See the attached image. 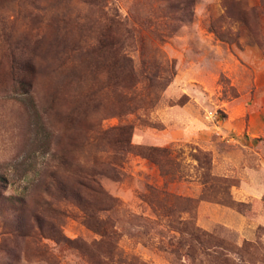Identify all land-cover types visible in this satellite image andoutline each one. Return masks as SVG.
<instances>
[{"label": "rangeland", "instance_id": "1", "mask_svg": "<svg viewBox=\"0 0 264 264\" xmlns=\"http://www.w3.org/2000/svg\"><path fill=\"white\" fill-rule=\"evenodd\" d=\"M172 1L181 20L163 0H0V264H264V0H228L250 8L251 30L223 0ZM108 29L122 36L119 57L147 70L154 58L168 79L150 107L108 113L123 93L101 70L96 37ZM123 123L128 152L97 134ZM57 168L67 181L94 171L114 200L88 222L114 236L59 200Z\"/></svg>", "mask_w": 264, "mask_h": 264}, {"label": "trees", "instance_id": "2", "mask_svg": "<svg viewBox=\"0 0 264 264\" xmlns=\"http://www.w3.org/2000/svg\"><path fill=\"white\" fill-rule=\"evenodd\" d=\"M167 2V9L169 11H166V16L170 21H177L181 20V18L175 13L176 10H180V4L177 3L179 1H172L170 0H163ZM179 4V5H178ZM183 4V3H182ZM223 5L225 8V15L228 18H231V20L234 23L241 24L243 27L247 28L248 30H251L252 27L249 24V12L250 8H240L238 12H233L232 10H229V2L228 0H223ZM115 23V20H113ZM214 34L217 38L220 40H224V33H220L218 31H215L212 29ZM236 36V33L234 34ZM132 36V33L130 30H127L123 41L126 40V38H130ZM134 36V35H133ZM238 36V32H237ZM229 40V39H228ZM122 43V36L118 35V33L112 31V30H106L103 33H99V35L96 37V46H98V50L101 52H104L106 54V65L102 67V71L107 73V76L111 80H115L117 83H119L123 88V93L120 94V102L115 107H110L108 110L109 114L122 116L124 114L130 113L135 111L141 106L150 107L153 105L154 101L156 100L157 91L162 88L167 82L168 79H166L165 76L162 75V72L160 71V68L158 67L157 60L152 58L150 59V65L153 66L151 70L144 69L143 67H139L135 65L132 58L127 56H121L119 57L118 54L115 52V49H118L120 44ZM143 82L145 85L141 87L140 90H148V96L144 99H136L137 94V83ZM25 86V84H23ZM152 90H155L152 92ZM24 92L29 93V88L26 89ZM136 100H138L136 102ZM132 125L130 123H123L118 126L111 127L107 130L101 131L100 133L97 132L98 138H102L103 140H107L111 145L116 147L115 149L119 150V152H128L131 149L130 145V137L132 134ZM159 152H168L166 148L157 149ZM100 170L104 173H113L115 171V162L109 161H102L100 163ZM59 168H57V172H55L53 177V184L55 186V182L57 184V189H60L62 192H60V195H58V198L61 197L59 200H65L70 202L71 204H74L75 206H78L81 210H83L86 213H89L90 216H87L84 219V223L92 228L95 232L99 233L102 238H110L114 236V232L112 231L111 227H107V224H105L103 221L100 223H97L96 221L94 224H90L88 221L91 220L94 213L92 212L96 207H99L104 201L107 205H112L113 198L106 194L104 190L100 187V184L97 182L96 178L94 177L95 173L94 171L89 173H83V171L73 173L75 176L73 179H70L69 181L65 179H61V177L58 174ZM96 173L99 172V169H95ZM117 172V171H115ZM72 174V172H71ZM69 178V177H68ZM7 179L0 175V190L4 189L7 184ZM26 194H15L13 196L14 200L21 204L22 206H25V198ZM55 207V206H54ZM54 207L50 206V210L53 212ZM66 210L63 207L56 206L55 207V214L59 217L66 215ZM37 222V220H36ZM26 224V221L24 225ZM38 224V222H37ZM27 228H29L28 225H26L21 231H19V235H29L30 233L27 232ZM26 231V232H25ZM52 239L54 242L58 244H73L76 243L74 240H70L66 238L64 235H61L60 233L52 235ZM103 240V239H101ZM100 243V242H97ZM79 246V245H78ZM90 246L87 245L86 252H89ZM91 249V248H90ZM92 250V249H91ZM87 256V255H86ZM90 258L94 257V254L88 255Z\"/></svg>", "mask_w": 264, "mask_h": 264}]
</instances>
